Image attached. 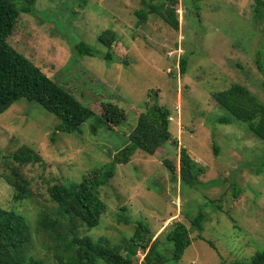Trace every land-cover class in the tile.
Returning <instances> with one entry per match:
<instances>
[{
    "label": "rangeland",
    "instance_id": "obj_1",
    "mask_svg": "<svg viewBox=\"0 0 264 264\" xmlns=\"http://www.w3.org/2000/svg\"><path fill=\"white\" fill-rule=\"evenodd\" d=\"M176 7L179 30L156 15L140 23L139 0H36L32 14L20 15L8 39L13 48L98 116H109L111 103L126 118L119 128L113 125L116 133L104 127L94 133L96 121L91 119L78 132L64 134L55 132L56 117L25 99L0 116L3 156L12 158L29 148L41 159H0V209L27 219L28 256L66 264L55 251V235L38 226L45 207L58 209L49 187L79 183L113 162L140 114L155 104L171 111L177 146L168 142L154 156L137 151L128 165H116L115 177L101 189L107 211L100 225L68 227L80 237L118 245L143 221L154 239L164 243L168 229L181 222L190 230L192 244L181 261L166 264H237L264 250V142L245 123H220L231 116L212 97L235 83L264 103V9L256 14V0H180ZM108 29L118 35L109 48L99 41ZM81 41L98 55L75 57L74 45ZM108 51L113 61L103 60ZM183 58L188 62L185 75L179 66ZM181 148L205 169L194 188L174 182L164 165L178 167ZM14 171L31 191L24 200H15L8 182ZM234 186L240 191L237 197ZM199 211L208 216L202 233L192 230L186 218ZM119 217L129 224H119ZM165 251L170 255L171 249Z\"/></svg>",
    "mask_w": 264,
    "mask_h": 264
},
{
    "label": "trees",
    "instance_id": "obj_2",
    "mask_svg": "<svg viewBox=\"0 0 264 264\" xmlns=\"http://www.w3.org/2000/svg\"><path fill=\"white\" fill-rule=\"evenodd\" d=\"M36 0H0V116L21 99L34 102L56 117L60 123L55 132L72 134L78 132L83 124L95 119L93 132L100 127L111 132L113 125L119 128L124 121L125 112L109 103L106 118L98 116L93 110L82 105L72 94L50 79L38 66L9 43L21 14H32ZM185 1V0H184ZM143 9L136 12L140 23L147 21L151 15L164 20L170 27L179 30L177 7L180 0H139ZM186 6V5H185ZM264 9V1L256 0L255 12L259 15ZM187 10V8H186ZM118 38L117 33L108 29L99 38L105 47H112ZM75 57H94L98 53L87 43L81 41L74 45ZM103 60L113 61V54L107 52ZM261 64V58L257 60ZM187 59L179 61L180 73L187 72ZM261 68V66H260ZM157 96V95H156ZM212 97L216 104L226 110L231 119L224 117L222 124H231L232 120L245 123L248 131L264 142V103H262L246 87L231 84ZM171 111L164 106H146L138 117L136 126L128 136V143L112 157L111 163L92 170L79 183L69 186L55 184L49 187L51 201L58 209L45 207L38 221L39 229L57 239L56 253L66 264H139V253L145 255L141 264H166L169 261L179 262L186 250L191 246L190 230L181 222H176L168 229L165 242L158 237L154 239L146 222H137L135 231L129 239L122 243L110 244L104 239L94 241L90 237H80L77 224L88 230L98 227L102 216L107 211L106 203L101 199V189L106 187L116 175V165H128L137 151L154 156L168 142L177 146L170 130ZM126 120V118L124 119ZM218 148L215 147L217 152ZM0 159L13 160L16 163H38L40 156L31 149L25 148L12 158L5 157L0 150ZM172 175V180L181 187L194 188L201 183L200 176L205 169L194 161L186 148L180 149L178 167L169 162L164 163ZM14 179L8 178L15 189V200H24L31 195L28 184L14 171ZM234 196L240 191L233 188ZM125 209V208H124ZM192 230L204 231L208 220L205 212L199 211L193 218H188ZM118 223L129 224V220L118 218ZM201 239H203L201 237ZM31 241L30 226L27 219L18 212L0 209V264H46L42 260L28 256V245ZM166 246V247H165ZM171 249L170 255L165 249ZM237 264H264V250L258 252L249 262Z\"/></svg>",
    "mask_w": 264,
    "mask_h": 264
},
{
    "label": "built area",
    "instance_id": "obj_3",
    "mask_svg": "<svg viewBox=\"0 0 264 264\" xmlns=\"http://www.w3.org/2000/svg\"><path fill=\"white\" fill-rule=\"evenodd\" d=\"M139 256H141V257H142V260H140V262H139V264H141V263L143 262V260H144V256H145V255H143V254L139 253Z\"/></svg>",
    "mask_w": 264,
    "mask_h": 264
},
{
    "label": "clouds",
    "instance_id": "obj_4",
    "mask_svg": "<svg viewBox=\"0 0 264 264\" xmlns=\"http://www.w3.org/2000/svg\"><path fill=\"white\" fill-rule=\"evenodd\" d=\"M171 120V119H170Z\"/></svg>",
    "mask_w": 264,
    "mask_h": 264
}]
</instances>
